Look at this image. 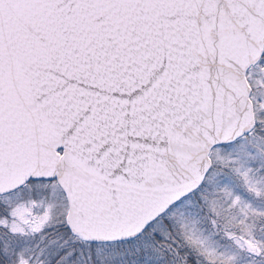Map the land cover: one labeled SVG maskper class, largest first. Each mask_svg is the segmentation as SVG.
<instances>
[{
  "label": "snow or ice",
  "instance_id": "obj_1",
  "mask_svg": "<svg viewBox=\"0 0 264 264\" xmlns=\"http://www.w3.org/2000/svg\"><path fill=\"white\" fill-rule=\"evenodd\" d=\"M0 264H264V0H0Z\"/></svg>",
  "mask_w": 264,
  "mask_h": 264
}]
</instances>
